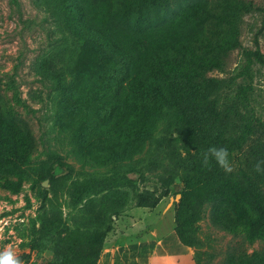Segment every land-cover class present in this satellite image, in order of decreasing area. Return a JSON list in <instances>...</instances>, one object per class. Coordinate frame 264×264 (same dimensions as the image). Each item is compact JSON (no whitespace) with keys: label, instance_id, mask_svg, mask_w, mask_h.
<instances>
[{"label":"trees","instance_id":"trees-1","mask_svg":"<svg viewBox=\"0 0 264 264\" xmlns=\"http://www.w3.org/2000/svg\"><path fill=\"white\" fill-rule=\"evenodd\" d=\"M54 1L65 27L85 44L70 89L56 106L59 132L78 161L100 167L142 153L168 111L170 129L186 130L193 146L186 147L188 171L175 204V231L194 249L196 264H203L206 253L198 222L208 205L215 224L244 233L249 242L264 240V173L254 171L264 160V146L252 147L236 162L246 136H238L239 125L219 110L216 79L208 75L238 46V21L251 5L244 0ZM246 55L264 65L259 48ZM14 112L0 97V186L19 193L33 170L34 138ZM213 146L227 148L231 173L214 159L202 166L201 154ZM39 194L45 199L47 190ZM159 201L144 191L137 206L153 208ZM68 239L59 235L52 244ZM223 264H264V252L232 253Z\"/></svg>","mask_w":264,"mask_h":264},{"label":"rangeland","instance_id":"rangeland-1","mask_svg":"<svg viewBox=\"0 0 264 264\" xmlns=\"http://www.w3.org/2000/svg\"><path fill=\"white\" fill-rule=\"evenodd\" d=\"M244 1L251 10L240 15L239 44L226 53L222 68L208 73L216 79L219 110L239 125L238 136H246L236 162L252 147L264 146V65L246 55L258 48L264 54V0ZM84 45L65 27L54 0H0V97L34 138L33 170L21 192L0 186V252L11 247L24 264L56 259L98 264L104 246L115 239L111 233L120 216L175 213L174 198L188 171L186 147L193 146L186 130L170 129L168 111L142 153L100 167L78 161L59 132L56 106L70 89ZM144 191L160 201L138 210L137 197ZM211 214L208 205L198 222L203 264H223L232 253L264 252V240L249 242L244 233L215 224ZM59 235L69 239L52 244ZM129 260L138 262L133 255Z\"/></svg>","mask_w":264,"mask_h":264},{"label":"crops","instance_id":"crops-1","mask_svg":"<svg viewBox=\"0 0 264 264\" xmlns=\"http://www.w3.org/2000/svg\"><path fill=\"white\" fill-rule=\"evenodd\" d=\"M175 227V213H126L117 219L115 239L104 246L98 264H131V255L137 264H196L194 249L182 244Z\"/></svg>","mask_w":264,"mask_h":264},{"label":"clouds","instance_id":"clouds-1","mask_svg":"<svg viewBox=\"0 0 264 264\" xmlns=\"http://www.w3.org/2000/svg\"><path fill=\"white\" fill-rule=\"evenodd\" d=\"M201 156V163L204 167H208L210 160L214 159L216 164L225 173H231L234 170L229 159V152L225 147H210ZM262 165H264V160L258 161L254 166V171L264 173ZM0 264H24V262L11 247H7L4 251L0 252Z\"/></svg>","mask_w":264,"mask_h":264},{"label":"water","instance_id":"water-1","mask_svg":"<svg viewBox=\"0 0 264 264\" xmlns=\"http://www.w3.org/2000/svg\"><path fill=\"white\" fill-rule=\"evenodd\" d=\"M44 185H46V183H44ZM178 197H179V199H178ZM180 198H181V194L178 193L177 196L174 199H177V202H179L180 201Z\"/></svg>","mask_w":264,"mask_h":264}]
</instances>
